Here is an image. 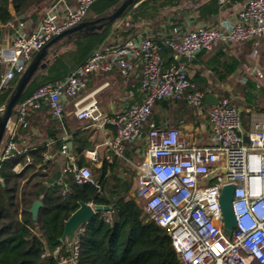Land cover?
<instances>
[{"label": "built area", "instance_id": "obj_1", "mask_svg": "<svg viewBox=\"0 0 264 264\" xmlns=\"http://www.w3.org/2000/svg\"><path fill=\"white\" fill-rule=\"evenodd\" d=\"M96 1L52 0L43 18L29 31L24 30V22L18 21L12 40L0 45V65L5 67L0 87L23 74L34 55L54 37L84 21ZM144 24L139 22L137 26ZM262 36L264 0H247L234 19H224L213 26L200 23L189 27L179 41L167 38L161 42L139 34L123 43L98 47L77 71L46 82L29 95L18 107L17 120L25 124L29 108L38 107L43 100L53 115L62 119V97L66 96L73 100L77 117L91 120L102 130L114 128L113 138L105 140L114 155L123 156L128 143L146 136L148 145L144 161L137 166L133 196L151 220L167 229L180 264H264V120L253 124L246 140L239 107L234 98L223 96L210 110L212 133L207 144L198 145L179 128L158 126L153 121L145 133L158 100L185 98L195 107L205 104L206 93L188 76V66L181 57L192 60L218 44ZM163 45L176 53L168 66L163 65ZM138 59L143 65L140 87L145 92L141 102L132 103L125 111L105 114L95 96L83 95L88 74L118 68L127 77ZM250 75L264 78L257 64L246 67L243 79L246 81ZM3 108L0 106V114ZM13 133L9 131L0 146V170L3 161L28 153V147L12 138ZM61 154L68 157L63 174H71L77 183H95L91 168L78 163L67 142ZM86 154L90 160H98L96 149ZM15 168L20 170L18 165ZM61 183L59 178L53 185ZM228 183L235 185L232 209L236 223L230 235L224 231L220 202L222 189ZM83 230L81 224L72 238L45 251L43 257H53L55 264H81Z\"/></svg>", "mask_w": 264, "mask_h": 264}, {"label": "trees", "instance_id": "obj_2", "mask_svg": "<svg viewBox=\"0 0 264 264\" xmlns=\"http://www.w3.org/2000/svg\"><path fill=\"white\" fill-rule=\"evenodd\" d=\"M40 1L0 0V45L4 41L7 24L13 22L16 16L26 17L29 9ZM51 1L44 0L46 4ZM237 1L242 0H228L227 3H222L220 0L206 2L136 0L116 19L105 23L100 31L84 35V38L88 39L86 44L90 43V47L77 60L63 67L61 64L64 62L63 57L61 55L56 57L54 63L57 64V70L63 73L59 78L65 77L64 74L68 70L80 64L91 50L116 44L113 39L121 37L122 40L117 43H123L139 34L154 35V38L161 42L167 38L173 39L170 32L176 27L185 31L201 22L210 26L215 25L219 12L225 9L228 3ZM122 2L123 0H108L102 8L94 9L91 6L84 20L99 17ZM127 21L129 25H126ZM139 22L147 23L145 27L150 26L151 29L147 31L144 26L138 27ZM170 48L163 45V61L165 57L167 58L165 66L175 60ZM218 50L220 52H217L224 55L227 48L221 46ZM206 52L210 51L203 50L199 55ZM228 64L230 61L219 60L221 67ZM4 70L5 67L0 65V84ZM214 71L220 80H225L234 68L228 69L226 74H222L219 69ZM188 76L190 77L189 70ZM17 78L18 74L0 87V104L8 98ZM192 80L194 81L193 78ZM246 88L248 89V91L245 90L246 101L251 103L254 101L251 89L259 88L257 81L248 79ZM28 95L30 93L27 90L18 103H21ZM235 104L238 106L237 102ZM46 106L51 110L48 102ZM206 107L212 108L210 105ZM241 113L244 117L245 111ZM16 114L17 110L14 109L12 115L16 116ZM152 121L160 126L153 111L146 123L145 133L148 132V125ZM247 123L248 121L246 125ZM12 138L20 143L16 134ZM63 142V140H57L55 149L60 151ZM87 147L74 141L73 148L70 150L75 155H79L80 165H87L84 158ZM53 151L49 149L48 142L43 141L36 149H30L27 154L2 162L0 264H55L53 257H43V254L45 251H52L63 242L65 222L79 208L80 202L109 206L97 209L94 217L83 223L84 230L80 234L81 264H180L178 253L172 246L167 229L151 220L131 193L137 169L129 162L131 157L125 150L123 156L116 157L113 162L106 159L100 166L93 167L95 183H77L71 174H63L67 158L59 156V151L52 159L45 160L44 153L53 154ZM18 164L22 165L20 170L15 168ZM59 178H62V183L53 185ZM35 200L42 201L36 219L30 212V207Z\"/></svg>", "mask_w": 264, "mask_h": 264}, {"label": "crops", "instance_id": "obj_3", "mask_svg": "<svg viewBox=\"0 0 264 264\" xmlns=\"http://www.w3.org/2000/svg\"><path fill=\"white\" fill-rule=\"evenodd\" d=\"M201 1L206 2L208 0ZM245 1L247 0L228 3V6L221 10L217 15L216 24H219L221 20L224 19H234L237 11L241 8ZM220 2L227 3L228 0H220ZM46 6V2L41 0L37 5L29 9L26 17L20 18L16 16L13 22L7 24L5 38L1 44L9 43L12 40L15 28L18 25V21L24 22V30L26 31L34 28L40 21L41 15L44 13ZM12 12L14 13L13 9ZM145 25H147V23L144 24L145 30L148 31L151 29L150 26L145 27ZM183 31L184 30L181 28L176 27L175 29L171 30L170 35L174 40L179 41ZM78 32L85 33V30ZM66 37L67 39H70L73 37V33L56 40L48 47L47 55L44 59L48 60L46 67L38 69L37 73L25 89V91L28 90L30 95L32 94L31 92L35 91L40 85L55 78H59L63 74L61 72L59 73L57 70V64H55L54 61L56 57L60 56V51L63 50L62 48H64V45L57 48L56 45L60 42V45H62ZM148 37L154 38V35H150ZM263 39L264 36L258 39L246 40L233 44L221 43L210 49V52H206L201 55L198 53L196 57L193 58L194 60L192 59L193 61L181 57V59L185 61L188 66L190 78L194 79L197 87L203 90L206 93V96L207 94H211L220 99L223 96H228L226 94H230L229 96L236 100L240 111H245L244 117L241 113V121L242 133L246 140L248 132L252 128L253 124L256 121L264 120V78L259 79L255 75H250L245 81L243 76L246 75V68L243 70V64L245 56L247 54L249 55L250 51L252 58H257L259 56L258 48L261 40ZM121 40V37L113 39L115 43L120 42ZM256 41H258V45H256ZM234 45L236 46L235 48ZM249 45L252 46V50L250 49ZM221 46L227 48L226 54L224 55L219 53L220 51L218 49ZM246 46H249V48H246ZM243 47L246 49L243 50ZM255 49H257V52L254 54ZM93 50H91L90 53ZM170 51L171 54L175 56L176 53L172 48H170ZM166 59L167 58L165 57L163 61L164 66L166 65ZM83 60L75 68L68 70L64 76L66 77L77 71L85 61ZM219 60L230 61V64H228V66L221 67L219 66ZM230 68H234V71L227 75L225 80H220L214 71L215 69H219L222 74H226L227 70ZM142 69L143 65L141 60L138 59L135 61L134 68L130 71L127 77L123 76L118 68H114L111 71L92 72L87 75V85L83 95L92 94L95 96L99 102L101 110L105 114L125 111L132 103L141 102L145 96V92L140 87ZM248 79H251L255 82L257 81V86L260 84L258 89H251L252 93L254 94V101L251 103L246 101L245 96V90L248 91L246 88ZM26 98L21 103H23ZM62 100L65 107V113L62 119H57L55 116H53L51 110L46 106L47 101L44 100L41 101L38 107L31 106L29 108L28 115L26 116V118H29L26 119L25 124H22L17 120L18 107L21 104L17 103L16 107L14 108L17 110V114L16 116L12 115V121L7 128V134H5L6 136L4 138L9 135V131L14 130L13 135L16 134V138L18 139V142H20L18 144L28 147V152L30 149H36L43 141H47L49 149L52 151L54 150V153H44L46 161L52 159L57 154V151H59L55 149L57 140L60 139L64 142H67L69 150L73 148L74 141H76L79 145L88 146L86 151L89 149L97 150V161L90 160L86 154V151L84 153L87 166H89L91 170L94 166H100L106 159L113 162L116 157H120L114 155L113 152L105 145L106 138H113L114 136L113 127L107 126L106 129L102 130L96 125H93L91 120L77 117L74 113L73 100L66 96H63ZM6 101L3 104H0V106H3ZM208 105L212 107L214 104H207V101H205V104L202 107H195L190 105L185 98L162 99L155 104L153 112L157 116L160 126L177 127L190 141H193L198 145H204L210 142L212 133L210 124L211 108H207L206 106ZM246 121H248L247 125ZM147 145L148 141L146 136L126 145L125 151L127 152L128 156L131 157H128L131 159L129 162L136 169L137 166L144 161ZM58 154H60L59 156L66 157L68 161V157L64 154H61V150L58 152ZM72 154L78 161L79 155H75L74 153ZM18 166L19 168L22 167V165L19 164ZM66 238H68V236Z\"/></svg>", "mask_w": 264, "mask_h": 264}, {"label": "water", "instance_id": "obj_4", "mask_svg": "<svg viewBox=\"0 0 264 264\" xmlns=\"http://www.w3.org/2000/svg\"><path fill=\"white\" fill-rule=\"evenodd\" d=\"M136 0H123V2L111 9L110 11L106 12L105 14L96 17L91 20H84L73 26L61 34L54 37L48 44H46L41 50H39L33 57L31 63L25 70L23 74H21L16 83L14 88L4 104V108L2 113L0 114V146L4 140L7 128L9 127L10 122L12 121V114L13 110L16 107L19 99L21 98L22 94L24 93L27 85L35 76L39 68H45L48 60H44L47 55L48 47L55 42L56 40L74 33L78 31L85 30V33L95 32L103 28L104 24L110 21H113L118 16H120L127 7L133 4ZM44 60V61H43ZM207 104H215L219 102V99L211 94H207L206 96ZM234 184L228 183L224 185L220 197L221 207L224 215L225 220V233L230 235L233 226L236 223V218L232 209V199L234 196ZM42 205V201L35 200L30 207V212L33 215V218L36 219L38 216V211L40 206ZM109 206H101V205H92L86 202H80V206L77 210H75L70 218L65 222V228L62 235V240H64L67 236L72 238L75 230L83 223L87 222L89 219L94 217L97 209L101 208H108Z\"/></svg>", "mask_w": 264, "mask_h": 264}, {"label": "rangeland", "instance_id": "obj_5", "mask_svg": "<svg viewBox=\"0 0 264 264\" xmlns=\"http://www.w3.org/2000/svg\"><path fill=\"white\" fill-rule=\"evenodd\" d=\"M107 3H108V0H98L92 5V7H94V9L102 8ZM86 34L87 33H81V32L73 33V37H71L70 39H67V37H66L64 39V41H63L64 43H62V45H60L61 42L57 43L56 48L64 45V48H62L63 50L60 51V55L64 59V62L61 63L63 65V67H66L67 64L77 60L80 57V55L82 53H84V51H86L90 47V45H89L90 43L86 44V42H87L86 40H88V39L84 38V35H86ZM249 46H250V49L252 50V46L251 45H249ZM249 46H246V48H249ZM235 47L236 46L234 45V48ZM246 48H244L243 50H245ZM258 49H259V56L257 58H252V56L250 54L251 51H250L249 55L247 54L245 56V60H244V64H243V70L247 66L257 63V65H259L264 72V39L261 40ZM234 102L236 103L235 99H234ZM92 172H93V168H92ZM136 176H137V173L133 179L134 182H133V186H132V190H131L132 195H133L135 187H136V179H135Z\"/></svg>", "mask_w": 264, "mask_h": 264}]
</instances>
